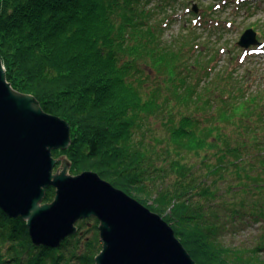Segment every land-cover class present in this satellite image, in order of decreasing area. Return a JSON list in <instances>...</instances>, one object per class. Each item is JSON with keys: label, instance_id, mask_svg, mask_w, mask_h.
<instances>
[{"label": "trees", "instance_id": "16d2710c", "mask_svg": "<svg viewBox=\"0 0 264 264\" xmlns=\"http://www.w3.org/2000/svg\"><path fill=\"white\" fill-rule=\"evenodd\" d=\"M174 1L0 0L7 79L70 121L71 144L53 155L67 156L72 174L96 171L151 201L198 264H264V239L249 253L223 244L208 205L219 193L244 190L237 204L251 205L255 219L264 220V203L254 197L264 200L260 126H242L243 117L231 131L219 123L225 114H242L235 107L240 102L260 118L261 97L236 95L222 109L188 76L175 79L176 63L161 44L170 18L156 13L157 6L169 12ZM55 194L47 187L44 202ZM77 226L58 247L35 245L26 221L0 207V264H96L99 220L82 218Z\"/></svg>", "mask_w": 264, "mask_h": 264}, {"label": "water", "instance_id": "95a60500", "mask_svg": "<svg viewBox=\"0 0 264 264\" xmlns=\"http://www.w3.org/2000/svg\"><path fill=\"white\" fill-rule=\"evenodd\" d=\"M257 42L248 28L239 44ZM70 144V123L15 89L0 57V207L26 221L33 243L58 247L95 216L103 242L96 264H198L162 215L96 171L72 174L68 157L53 155ZM49 186L56 194L44 202Z\"/></svg>", "mask_w": 264, "mask_h": 264}, {"label": "rangeland", "instance_id": "374dc122", "mask_svg": "<svg viewBox=\"0 0 264 264\" xmlns=\"http://www.w3.org/2000/svg\"><path fill=\"white\" fill-rule=\"evenodd\" d=\"M174 2L171 12H164L165 7L157 6L156 13L161 11L158 13V18H170L166 21L167 27L163 31L161 44L167 47L174 58L175 79L176 76H188L193 85L197 84L196 89L201 90L204 96H216L217 105L222 109L235 104V100L239 99L236 95L260 96L256 105L262 119L255 115L256 112L245 110L246 104L240 102L235 107L237 112L243 115L238 113L234 114L235 118H230L225 114L219 123L221 127L231 131L243 117L245 120L242 126L244 124L256 126L257 123L264 136V113L261 112L264 106V0H176ZM248 28L256 31L258 42L245 47L240 45L239 41ZM221 95L227 97L222 102ZM70 125L74 131L71 123ZM75 129L79 130L76 127ZM249 136L252 139V132ZM256 149L258 147L252 152ZM63 157H66L63 153L57 156V158ZM60 165L61 162H58L54 172ZM228 176L232 181L235 180L232 173ZM222 186L225 191L226 185L222 184ZM223 191L220 192L224 193ZM244 192L246 191L237 193L234 190L221 195L219 193L217 198L209 200L208 205H210L209 213L215 211V215L211 216L218 225V240L225 245L240 247L249 253L250 249L263 242L261 240L264 239V220L255 219L251 205L240 208L237 204L238 201L235 199L245 196ZM132 196L153 210L150 207L151 201L145 203L138 197ZM254 197L264 203L263 195L257 193ZM238 209L239 213H237ZM162 217L165 219L163 215ZM167 222L174 228L172 223ZM260 255L264 258V250Z\"/></svg>", "mask_w": 264, "mask_h": 264}]
</instances>
